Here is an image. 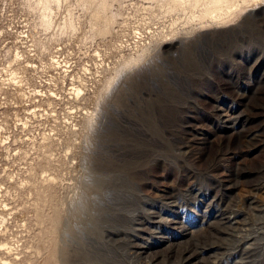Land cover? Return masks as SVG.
Instances as JSON below:
<instances>
[{
    "label": "rangeland",
    "instance_id": "obj_1",
    "mask_svg": "<svg viewBox=\"0 0 264 264\" xmlns=\"http://www.w3.org/2000/svg\"><path fill=\"white\" fill-rule=\"evenodd\" d=\"M147 5L127 0L106 40L91 39L72 7L78 28L51 43L52 64L25 46L54 32L44 37L23 0H0V242L37 244L36 264H264V5L225 28L185 34L180 24L175 41L151 45L101 94L121 54L168 26ZM16 50L27 52L21 66ZM25 64L21 83L4 85ZM44 170L57 178L51 197Z\"/></svg>",
    "mask_w": 264,
    "mask_h": 264
},
{
    "label": "bare ground",
    "instance_id": "obj_2",
    "mask_svg": "<svg viewBox=\"0 0 264 264\" xmlns=\"http://www.w3.org/2000/svg\"><path fill=\"white\" fill-rule=\"evenodd\" d=\"M126 1L127 0H23V3L28 8L27 11L32 12L33 17L36 16L37 21H34V23L36 22L35 26H37L38 28H40L44 32V37H45L46 33H49L51 31L54 32V33L52 32L53 35H51V37L49 36L50 38L48 39V42L47 41L46 42L41 41L39 39L36 40V39H34L33 36L29 35L27 38H29L30 45L29 46L26 45L25 48L30 47L31 50L29 49V50H27V52L33 51L36 53L39 52V54H42V55L47 54L49 56L50 63L60 64V62L58 61V59L55 56V51L52 52L50 46H51L52 42L59 40L61 38L60 37L61 35H64V36L67 35L68 36V34H74L76 32L78 27L76 26V23L74 21L73 15H72L73 14L72 13V9H73L72 7L76 6V7L80 8V10L87 16L89 30H90V34H89L90 36L89 37L91 39L101 38L103 40H106L105 38H107L108 36L110 37V35H112L113 33H115V34L117 33V31L114 32V26H115V24H117V19L123 15V10L125 9V8L123 9V7H126L123 5ZM139 1L144 2V4H148L147 7H145V8L143 7V9L147 10L149 12L151 19L154 16H155L154 18L155 19L157 18L158 20L168 19L169 24H168V26H166V28L164 27V30L161 29V31H159L155 34L153 33L154 36H152L151 39H149L151 42H148L146 44H143L140 47L135 48L134 53L129 54L128 56H123V54L120 53L121 59H122V60H120L121 61L120 65L118 67H114V70L111 72V74L109 76L104 75V80L102 82V87L100 89L101 94H102V91L106 90L109 86H111V83L114 81L115 77L117 76V74L119 72H121L122 70L126 71L125 69H127V68H129L135 64L139 65L138 62L139 61L142 62L141 60L144 59L143 58L144 56L147 58V56L145 54H147L149 52V50L151 49L150 48L151 45L156 46L157 43L158 44L159 43L166 44L168 42L175 41L176 40L175 39L176 34H178V33L180 34V32H179L180 30H178L180 28L177 29V27H179L180 24H181V26H183V25L189 26V29L186 30L187 32L185 34L191 32V31H194L195 28H196L197 32H198V30L201 31L203 29L205 30L206 28H210V27H214V28L224 27L225 28L227 26H230L231 24L233 25V22H235L234 20H236V17L239 18L238 15L240 13L243 14V11H245V9H247L249 7L252 8L253 6L255 7L258 5L261 6V4L264 5V0H139ZM63 4H68L67 10H66V16H65V18H63L62 21H60L56 24V22L54 21V16H55L56 12L60 9L61 5H63ZM114 4H116L118 6V8L116 10L112 9ZM34 14H35V16H34ZM140 14H141V12H140ZM144 14H147V13H144ZM148 20H149V18H148ZM144 21H145V19H144ZM160 22H162V21H160ZM164 23H162V24H164ZM144 24H145V22H144ZM146 24L149 26L148 23H146ZM124 25H126V24H124ZM32 26H33V24H32ZM210 29H212V28H210ZM177 30H178V33H176ZM119 36L120 35H118V34L116 35V37H115L116 39H115L114 43L122 42L121 41L122 39H120ZM139 36H137V37L140 38ZM44 37L42 38V40L46 39ZM58 37H60V38L58 39ZM35 38H36V36H35ZM91 39H89V40H91ZM141 39H139V40H141ZM56 42H54V43L57 44ZM184 43L185 42H183V44ZM120 44H122V43H120ZM183 44H182V48H181V54L182 55L185 54L184 51H182L185 48V46ZM135 45H137V44H135ZM57 46H58V44H57ZM118 46H120V45H118ZM153 49H151V50L153 51ZM27 52L25 50H23V51L22 50L21 51L16 50L15 54H14V58L12 60V63L16 64L17 66L18 65L21 66V64L23 65L24 61L26 62L25 56L27 55L26 54ZM39 56H41V55H39ZM95 56H96V54H95ZM35 57H37V56H35ZM183 57H184L183 58L184 63L192 64L191 63L192 61H190V58L188 57V55H183ZM100 60H102V59H100ZM144 63H146V62H144ZM136 65H135V68L138 67V65L137 66ZM140 66H142L141 63H140ZM27 67L32 68V64H25V66L11 69L9 71L8 78L6 80H4V85H17V84L21 83L22 77L19 76L20 73L18 70L19 69H26ZM50 67H53V66H50ZM133 68L134 67H132V70H133ZM107 69L103 70V72H97V74H98L97 76L100 77L102 74L107 72ZM130 70L128 72H130ZM99 74H101V75H99ZM1 81H3V79ZM83 81L84 80L79 79V81H78L79 84L76 86H73L74 88H72V90H71L70 95L75 100H79L80 97H82V95L84 93L85 84ZM84 119H86L87 121L88 120L90 121L91 117L86 116ZM23 125H26V123H24ZM0 133H1V129H0ZM41 139H42L41 143H43V145L46 147V150H47V151H45L46 160H47L46 161V168H47L50 165V163L54 160V154L51 152V150H52L51 146H52L53 139L51 137V134H49V133L43 134ZM63 151H64V156L66 157L70 153V148L68 146H64ZM34 170H35V166H33V164H31L29 167V172L31 174H34ZM43 172H44L43 180L45 182H44V185H42V186H44L43 188L45 189V192L48 194L46 196L51 197L53 195L52 191L55 187V184L57 183V178L53 174L47 173L48 172L47 170L46 171L44 170ZM101 182L102 181H100V183ZM96 185H98V183H96ZM34 187H36V186H34ZM45 201H47V200L45 199ZM45 205H46V202H45ZM5 207H6V204H5ZM38 209L39 208H37L35 210H38ZM46 216H48V215H46ZM5 220H6L5 216H3V215L0 216V227L1 228L3 225H5L4 224ZM226 223H229V222H226ZM226 223L224 225H226ZM56 229H57V226H56ZM6 232H9V230L6 229L5 234H6ZM38 247L39 246H37V244L35 246L33 244H31L29 246L30 249L28 248L27 250L24 251V250H21V244H19L18 241H16L14 244H9V242H7V241H1L0 242V264H36L35 262H37V260H39L43 254V251H41ZM49 247H50V245H48L45 249L48 250ZM24 248L26 249V247H24ZM22 254H24V255H22ZM61 264H67V261H65V259H64V260H62Z\"/></svg>",
    "mask_w": 264,
    "mask_h": 264
}]
</instances>
